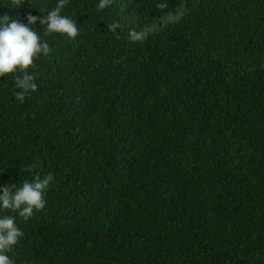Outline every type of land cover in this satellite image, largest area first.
I'll return each mask as SVG.
<instances>
[{
	"label": "trees",
	"instance_id": "1",
	"mask_svg": "<svg viewBox=\"0 0 264 264\" xmlns=\"http://www.w3.org/2000/svg\"><path fill=\"white\" fill-rule=\"evenodd\" d=\"M98 4L64 9L75 40L40 33L50 54L23 104L0 77V187L54 176L43 210L5 211L24 233L10 257L264 264V0ZM55 5L0 0V15Z\"/></svg>",
	"mask_w": 264,
	"mask_h": 264
},
{
	"label": "clouds",
	"instance_id": "2",
	"mask_svg": "<svg viewBox=\"0 0 264 264\" xmlns=\"http://www.w3.org/2000/svg\"><path fill=\"white\" fill-rule=\"evenodd\" d=\"M111 2L99 0L98 10L106 9ZM69 3L70 0H56L55 7L47 11L46 15L38 17L29 14L27 23L18 18L13 19L8 14L0 15V77H12L13 94L21 104L38 89L36 77L32 74L35 61L50 54V45L40 33L44 36L62 34L70 40H75L79 35L77 21L63 14ZM38 22L44 26L43 32L35 30ZM118 27L116 24L110 30L115 32ZM128 39L133 43L142 42L145 35L133 29L128 32ZM36 167L33 164L27 170L31 172ZM53 181L51 173L45 176L37 174L20 186L10 184L0 187V264H15L9 254L24 236L16 215L5 214V211L16 213L25 221L30 219L35 212L45 208V195Z\"/></svg>",
	"mask_w": 264,
	"mask_h": 264
}]
</instances>
